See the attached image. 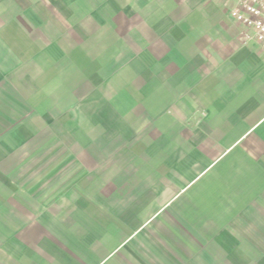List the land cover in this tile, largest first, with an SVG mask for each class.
<instances>
[{"label":"crops","instance_id":"crops-1","mask_svg":"<svg viewBox=\"0 0 264 264\" xmlns=\"http://www.w3.org/2000/svg\"><path fill=\"white\" fill-rule=\"evenodd\" d=\"M236 1L0 0V264L264 255V50Z\"/></svg>","mask_w":264,"mask_h":264},{"label":"rangeland","instance_id":"rangeland-1","mask_svg":"<svg viewBox=\"0 0 264 264\" xmlns=\"http://www.w3.org/2000/svg\"><path fill=\"white\" fill-rule=\"evenodd\" d=\"M97 60H98V63L101 62V60H100L99 57H98ZM96 67H97V64H96ZM100 71H102V70L100 69ZM103 82H105L104 79L103 80H100L99 81V83H100L99 85L100 86L97 84V91H95L94 93L92 91V93L90 94V96L89 97L87 96L88 97L87 104L90 107L96 108L95 109L96 110V112H95L96 114L95 115L97 116L98 119H100L101 117L104 116V108L106 107V104L108 102V100H107L108 97L106 95V91H103L102 90V87L104 86V83ZM87 97H85V98L87 99ZM85 98H83V99H85ZM83 102H84V100H82V103ZM89 106H87V107H89ZM84 107H86V106L81 105V107H80L81 108L80 109L81 120H83V119L84 120H87V118H89V115L88 114L90 112L88 113L87 110H84ZM71 114L72 113H66L65 114V117L67 118V116H70ZM90 114H92V113H90ZM118 115L120 116L119 113H118ZM135 115H138V118H135ZM141 116L145 117L144 118L145 121H148V120L152 119L151 114H149V113H137V112L129 113V114L125 115V116L123 115V117L120 116V117H118V119L122 118V119H124L126 121L132 120V119H135V120L137 119L140 122L141 121ZM134 125L135 126H134L133 130L136 132V134L138 132L140 136L141 135H145L144 133H146L147 135L150 134L151 136L153 135V133H152L153 128L151 127V125L147 124L144 129H140V127L139 126H136V124H134ZM139 125H140V123H139ZM52 131L55 133L54 130H52ZM53 151H55V149ZM56 174H57V172H54V175H53L54 178L57 177ZM250 264H264V255L257 256L255 258V261L254 262H251Z\"/></svg>","mask_w":264,"mask_h":264},{"label":"built area","instance_id":"built-area-1","mask_svg":"<svg viewBox=\"0 0 264 264\" xmlns=\"http://www.w3.org/2000/svg\"><path fill=\"white\" fill-rule=\"evenodd\" d=\"M230 15L253 31V38L264 50V0H237Z\"/></svg>","mask_w":264,"mask_h":264}]
</instances>
